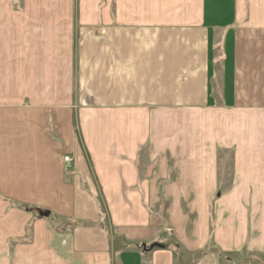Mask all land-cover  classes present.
Returning a JSON list of instances; mask_svg holds the SVG:
<instances>
[{"label": "crops", "instance_id": "0c3cea01", "mask_svg": "<svg viewBox=\"0 0 264 264\" xmlns=\"http://www.w3.org/2000/svg\"><path fill=\"white\" fill-rule=\"evenodd\" d=\"M163 181H196L169 215ZM242 250L264 251V0H0V264Z\"/></svg>", "mask_w": 264, "mask_h": 264}, {"label": "rangeland", "instance_id": "374dc122", "mask_svg": "<svg viewBox=\"0 0 264 264\" xmlns=\"http://www.w3.org/2000/svg\"><path fill=\"white\" fill-rule=\"evenodd\" d=\"M229 152H230V155L227 156L225 154V159L221 163V167H222L221 170H222V175L224 177V181H207L210 184H212V185H209V186H211V190L209 189V191L208 190L204 191V194L208 195V197H207L208 198V212H209V217H210V225H211L213 230H214L213 217H214V212L216 210V206H214V202H215V200L219 199V197H221L223 194L228 193L232 188L233 181H228V179H230V176H231L230 175L231 174L230 169H231V159L233 158V153H232V151H229ZM66 156H68V155H66ZM172 182L173 181H163L162 182L165 184L164 186L166 187V195H165V197L164 196L159 197L160 202H159V207L157 208V210H159L158 212L161 215H162V212H165L166 215H169L168 214L169 211L171 213H173L174 206H175V203L173 202V198L176 194H179V193L187 194V192H190L191 195H194L195 187H196V185H195L196 181H186V182H183L182 185L178 186V187L173 186ZM250 189H251V193L255 192L253 187H250ZM195 194H200V192H197ZM7 206H11V207L14 206L20 210H23L24 212H26V214L32 215L31 218L28 217L27 219H25L26 220L24 222L25 226L33 225L36 219H42L43 218V216H41L39 214V212H44V211H41V210L35 209V208L34 209L31 208L30 210H32V211L25 210V208L23 207V205L21 203H17V202L11 203L10 202V204H9V202H7ZM50 223L52 225L59 224L56 222L53 223L52 221H50ZM212 229H211V233L208 235L207 241H208V243L213 244L214 243V236H213L214 232H212L213 231ZM151 240H153V239H151ZM156 241L163 243V244L167 245L168 247L170 246L171 248L173 247L171 245L176 243L174 237L169 232L163 233V238L160 239L159 241L158 240H156ZM214 247L215 248L212 251H214L215 254H218L220 259L225 261L227 259L226 253H224L221 250H218L215 245H214ZM202 252H204V251H202ZM197 253H200V252H197ZM238 254L239 255H237V258L239 259V262H237L235 264H264V251L262 253H253V252H249L247 250H242ZM228 259H230V258L228 257Z\"/></svg>", "mask_w": 264, "mask_h": 264}, {"label": "water", "instance_id": "95a60500", "mask_svg": "<svg viewBox=\"0 0 264 264\" xmlns=\"http://www.w3.org/2000/svg\"><path fill=\"white\" fill-rule=\"evenodd\" d=\"M39 214L41 215V216H47L49 213H44V212H39ZM153 245H155V246H158V247H163V245L162 244H159V243H154Z\"/></svg>", "mask_w": 264, "mask_h": 264}, {"label": "built area", "instance_id": "2783aa9c", "mask_svg": "<svg viewBox=\"0 0 264 264\" xmlns=\"http://www.w3.org/2000/svg\"><path fill=\"white\" fill-rule=\"evenodd\" d=\"M64 162H68L70 160L69 156H64L63 158Z\"/></svg>", "mask_w": 264, "mask_h": 264}]
</instances>
